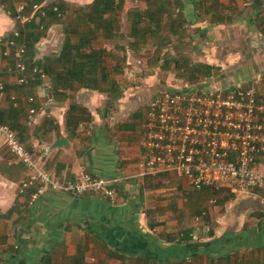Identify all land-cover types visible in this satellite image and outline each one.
Masks as SVG:
<instances>
[{"label":"crops","instance_id":"crops-1","mask_svg":"<svg viewBox=\"0 0 264 264\" xmlns=\"http://www.w3.org/2000/svg\"><path fill=\"white\" fill-rule=\"evenodd\" d=\"M39 1L0 0V122L56 176L87 171L116 180L117 191L114 200L50 187L37 194V184L22 192L26 168L0 137V264H264V187L196 190L176 172L142 174L147 103L200 80L180 77L176 59L209 65L201 78L212 87L255 80L264 93V0H121L127 31L94 43L106 46L110 70L93 87L48 68L94 0H59L63 18L36 19L47 32L25 54L22 80L21 43L11 41L29 26L3 10ZM134 23L140 32L130 35Z\"/></svg>","mask_w":264,"mask_h":264},{"label":"built area","instance_id":"built-area-1","mask_svg":"<svg viewBox=\"0 0 264 264\" xmlns=\"http://www.w3.org/2000/svg\"><path fill=\"white\" fill-rule=\"evenodd\" d=\"M3 11L22 23L34 18L41 21L49 12L57 18L64 17L59 0H41L33 3L32 9L22 2L15 9L5 8ZM40 21V29L45 30ZM13 33L20 35L18 29ZM14 43L12 40L11 44ZM24 53V44L14 53L16 70L22 80H25L27 70ZM33 73L44 76L37 66ZM202 79L183 88L165 89L147 103L142 137V174L158 176L176 172L185 176L196 190L209 187L237 191L264 187V161H261L264 157L263 91L255 80L212 87ZM6 93L0 60V102ZM12 99L17 105L16 97ZM44 109V105L32 107L28 118L33 119ZM0 137L26 168L27 177L21 182L22 192L37 184V194L50 187L74 194H98L114 200L116 180L87 171H82L73 180L62 179L37 159L8 123L0 122Z\"/></svg>","mask_w":264,"mask_h":264},{"label":"trees","instance_id":"trees-1","mask_svg":"<svg viewBox=\"0 0 264 264\" xmlns=\"http://www.w3.org/2000/svg\"><path fill=\"white\" fill-rule=\"evenodd\" d=\"M120 4L121 0H94L89 11L78 15V24L75 27L69 25L66 29L62 48L48 68L50 74L53 75L56 72L59 81L69 83L77 81L87 87H93L99 80L107 81L108 70H110L106 64L108 50L106 46L96 48L94 43L99 37L111 39L117 34L122 36L117 24ZM60 8L62 9L61 4ZM36 19L27 22L28 29L20 30L19 36L13 35L17 44L25 45L26 53L24 54L26 55L33 51L42 37L46 36V26L45 30L40 29ZM136 25L137 23H134L130 35L140 32ZM175 64L177 74L188 80H198L212 73L210 66L206 63H193L186 58L176 59ZM113 69L116 72L121 70L118 67ZM98 73H102V77H99Z\"/></svg>","mask_w":264,"mask_h":264},{"label":"rangeland","instance_id":"rangeland-1","mask_svg":"<svg viewBox=\"0 0 264 264\" xmlns=\"http://www.w3.org/2000/svg\"><path fill=\"white\" fill-rule=\"evenodd\" d=\"M127 1V2H126ZM129 3H131L130 2V0H124V3H123V6L124 5H129ZM133 4V3H132ZM117 17H118V26H119V31H120V34L122 33V29H121V26L123 27L124 26V22H126V20H127V18H126V13L123 11L122 12V9L121 10H119V13L117 14ZM72 25V24H71ZM124 31H127V29H125L124 27H123V32ZM124 34V33H123ZM119 35L117 34V36L116 37H114V38H111V41H113L114 39H119ZM99 39L101 40V37H99ZM145 63V62H144ZM151 64V63H150Z\"/></svg>","mask_w":264,"mask_h":264}]
</instances>
